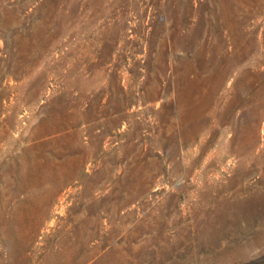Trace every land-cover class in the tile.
I'll list each match as a JSON object with an SVG mask.
<instances>
[{
  "label": "rangeland",
  "instance_id": "rangeland-1",
  "mask_svg": "<svg viewBox=\"0 0 264 264\" xmlns=\"http://www.w3.org/2000/svg\"><path fill=\"white\" fill-rule=\"evenodd\" d=\"M0 264H264V0H0Z\"/></svg>",
  "mask_w": 264,
  "mask_h": 264
}]
</instances>
